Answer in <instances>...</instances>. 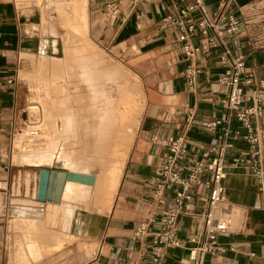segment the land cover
Masks as SVG:
<instances>
[{
    "label": "crops",
    "instance_id": "0c3cea01",
    "mask_svg": "<svg viewBox=\"0 0 264 264\" xmlns=\"http://www.w3.org/2000/svg\"><path fill=\"white\" fill-rule=\"evenodd\" d=\"M220 1L209 0V10L215 11ZM258 1L234 0L245 13ZM16 5L14 0H0V125L6 128L11 119L9 109L15 98L13 68L17 57L41 51L43 47H40L44 45L45 48L46 45L39 36L26 33L27 20L21 18ZM122 5V12L127 16L125 23L120 19L109 21L107 27L98 28V32L106 35L111 29L110 42L116 51L128 45L138 52L131 62L136 71L130 70L141 82L143 78L146 93L143 86V111L117 189H110L105 181L110 173L108 170L102 172L104 179L99 191V179L90 167L59 166L95 177L93 184L71 183L60 204L47 205L42 220L12 219L9 226L13 217L12 199L28 197L36 201V195L32 194L36 192L39 170L33 176L35 180L27 183L20 169L23 166L11 164L9 168L2 147L5 136L0 135V264H15V260L20 264H151L150 239H135L133 232L136 226L152 214L161 212L163 207L150 198L149 192L148 184L161 151L153 138L184 132L189 141L188 149L196 157L209 143L219 142V137L201 127L200 122L210 121L214 115L225 117L219 103L224 86L217 78L235 56L244 57L246 72L251 75L252 83L244 86V92L260 89L261 84L264 90V35H259L257 30L252 31L248 15L244 16L246 23L226 37V47L230 49L227 63L221 61L223 46L212 48L199 36L190 39L193 45L200 48L192 59L201 68L198 90L193 94L184 85L183 70L189 60L178 39L180 31L172 24L162 23L165 16L177 11L173 0H144L135 6ZM188 106L195 108V117L192 125L184 129L182 126ZM258 126L264 129V113ZM246 151V144H237V154L243 155ZM221 184L224 199L216 215L228 220V227L225 232L216 235L222 251L207 255L202 264H264V191L259 190L248 170H228ZM47 203L41 202L40 208L44 210ZM176 222L184 247L170 248L163 264H194L188 258L193 244L187 239L201 233L202 222L198 217L185 214H180ZM32 228V232L27 231ZM14 241L23 247L21 254L18 250L13 253ZM73 242L71 251L66 253V245ZM84 252L86 260L81 259ZM53 254V260L44 258Z\"/></svg>",
    "mask_w": 264,
    "mask_h": 264
},
{
    "label": "built area",
    "instance_id": "2783aa9c",
    "mask_svg": "<svg viewBox=\"0 0 264 264\" xmlns=\"http://www.w3.org/2000/svg\"><path fill=\"white\" fill-rule=\"evenodd\" d=\"M141 1L144 0H105L102 9L110 21L120 19L125 23L127 16L122 12V3L135 6ZM208 1L173 0L176 13L162 19L163 24H172L180 31L178 39L189 60L183 70L184 85L193 94L198 90L201 68L192 59L200 48L190 39L199 36L212 48L223 46L221 61L227 63L230 49L226 47V37L246 23L244 11L234 0H221L213 12ZM217 81L224 86L219 103L225 117L214 115L210 121H201L200 126L217 135L219 142L209 143L196 157L188 149L184 132L153 138L161 151L148 184L149 192L150 198L163 207L133 232L135 239H150L151 264H163L170 248L184 247L176 222L180 214L198 217L202 222L201 233L187 239L193 244L189 248V260L202 264L207 255L222 251L216 235L226 231L228 220L217 216L216 211L224 199L221 181L228 170H248L259 190L264 191V129L258 126L264 113L263 85L260 83L262 88L244 92V86L252 81L242 55L230 59V65ZM194 117L195 108L186 107L182 128L188 129ZM238 143L247 145L245 154L236 153Z\"/></svg>",
    "mask_w": 264,
    "mask_h": 264
},
{
    "label": "rangeland",
    "instance_id": "374dc122",
    "mask_svg": "<svg viewBox=\"0 0 264 264\" xmlns=\"http://www.w3.org/2000/svg\"><path fill=\"white\" fill-rule=\"evenodd\" d=\"M103 1L104 0H86V21H87L86 37L99 48L98 50L102 54V57H100V62H99L101 70L100 73L96 75L97 80L95 82V89L93 93L94 102H92V105L95 108H98V112L96 111L92 116L93 120L89 124V127L97 124L100 119H103L104 121L106 109L109 103H112L113 107L115 104L117 109V101H118L117 97L123 95L125 99L127 97V93L131 94L135 102L136 100H138V104L140 106L143 104L142 106L143 108L144 90L146 93V85L143 78H141L143 82L142 84L139 78L131 71V70H133L134 72L136 71L134 68L131 67V62L132 59L136 57L138 52L135 51L133 48H129L128 45L125 46L124 49L116 51L115 49L112 48L113 44H111L110 42V36L112 34L111 29H109V31L106 32V35L104 33L103 35H100L98 32L99 31L98 28H102L106 26V24L110 21V19H108L106 14L104 13V10H102L101 8L102 6L101 2ZM88 2H89V6H87ZM17 4L18 6L16 5V7L20 10V15L22 16L21 18H25L27 20L26 26L24 28L26 33L36 37L39 36L43 41H45L46 45L45 48L44 45L40 47V49L43 47L42 51H37V52L35 51L33 52V54L23 53L22 56H20V58H19L20 55L19 54L17 57L16 65L13 68L15 70L13 73L14 75L13 77L15 78V86H14L15 98L12 108L9 109V111L11 110V115H10L11 119L9 120L10 123L7 128L5 125H0V135L5 136V141L2 146L4 149L3 154L5 157V162L7 163V166L9 168H11L10 166L12 165L20 166L16 164L17 162H14V160H16V158L18 157H13V156L18 152V150L15 149L16 147L17 148L19 147V143H17L18 137L24 136L27 133L29 122L35 117L32 114V111L29 110V107L30 106L41 107L44 100H49L50 98H52V96H53L52 99L56 98L58 99L59 103H62L61 100L62 97L64 96L62 92L54 91L51 94L49 88L46 89V85L49 84L48 83L49 79L62 74L59 69L56 70L57 65L52 66V62L54 61L53 57L61 58L63 56V51H62L63 45L61 41L60 32L67 31L66 28H64V26L62 25V22L58 21L59 16L57 18H53L54 15L57 13L56 7L53 8L52 6H50V4L48 5L45 4L44 0H18ZM250 8L251 9L248 10L249 12L248 13L244 12V14L246 16L248 15L251 20L250 25H252L251 27L252 31L257 30L259 35H264V0H259L254 6H250ZM88 10H89V16H88ZM97 16H98V20L96 21ZM54 33L57 36H54ZM68 40L74 43L77 41V38L74 35H72ZM42 52L43 54H45L44 56L46 57V60L41 58L40 53ZM103 66L104 69L105 66L107 67L109 66L110 71L115 70V73H117L116 77H113L112 74L106 72L108 74L107 77L104 71L102 70ZM61 85H62L61 82L56 81L55 83L56 87H60ZM143 86H144V90H143ZM58 89L61 88H54V90H58ZM32 100H36V102L31 103ZM147 104L145 107V111L148 106ZM57 108H58V104L55 109L57 110ZM39 109L41 112V108ZM140 117L138 118V122ZM52 120L54 121L53 122L54 124L56 123L58 124V122L60 123L61 122L60 115H54ZM105 123L106 122L104 121L102 125H105ZM80 127L82 128L81 130L83 131L82 133L83 137H77V140L76 139L74 140V141H78L80 144L78 159L76 161L77 163L75 167L86 166V168L90 167L91 169H93L95 172V176L98 177L99 179L98 190L101 191L100 186L102 185L104 179V177H102V172L104 173L105 170L111 167L112 164L111 160H113V158L118 156L119 153L117 154L113 153L111 146L110 147L108 146L106 148L105 147L101 148L98 147L97 145L91 147L90 143L91 144L95 143V141L92 140V138L96 136L95 131L94 130L89 131L88 129L89 127L87 125L86 126L80 125ZM137 127L136 129H134L135 133ZM84 128L86 129V131L84 130ZM43 129H44L43 134L46 138V144L45 142L42 143L47 145L49 149L52 148L55 149V146H58L60 143H63L65 139L68 140V138H66V135L65 137H63V134L59 132V130L57 131L55 130L51 132L50 130L51 128H49L46 133L44 127ZM135 133L133 134L132 141L135 136ZM123 134H125V131L122 132V135ZM47 137L49 139H47ZM90 139L91 141L89 143ZM50 140L53 142L51 143ZM100 141H102L100 143H103V139ZM42 143L40 145H42ZM128 144L129 143L127 141L126 136L122 138V141L120 140V144H119L120 147L118 148V150L119 152L122 153V155L125 152L126 150L125 148H127ZM131 144L132 142L130 143V146ZM40 145L38 146L37 149H44ZM122 149L124 150V152ZM32 153H36V152H32ZM19 158L23 159L25 157H19ZM40 168L41 167L38 168L28 167V166L20 167L22 176L25 175L24 181L27 179L28 173L29 176L31 175V177L30 178L28 177L27 183H29V181H34L35 178L33 177V174L36 173ZM48 169H56V168H48ZM56 170H60V169H56ZM109 187L111 189V185H109ZM26 195H28L27 190H26ZM11 203L14 204L12 209H14V207L21 206V205H17L16 202H14V199H12ZM94 213L96 214L97 212ZM11 220L12 218H10L9 220V226ZM78 240L80 239L78 238ZM82 241L85 242V239H83ZM72 244H74V242L66 245V253H69L71 251L70 245ZM21 248L23 249L22 246H19L14 241L13 253H15L16 250H18L19 254H21L22 253ZM85 255H86L85 252L82 253V258H81L82 260H86ZM16 256L17 254L15 255V257ZM44 258L53 260L54 254L49 257L44 256ZM14 263L20 264L18 260H15ZM28 264H35V263L30 262Z\"/></svg>",
    "mask_w": 264,
    "mask_h": 264
},
{
    "label": "bare ground",
    "instance_id": "6f19581e",
    "mask_svg": "<svg viewBox=\"0 0 264 264\" xmlns=\"http://www.w3.org/2000/svg\"><path fill=\"white\" fill-rule=\"evenodd\" d=\"M14 1L16 3L18 2V0ZM44 1L45 4H50V6H52L53 8L56 7L57 13L53 18H57L59 16L58 21H61L64 28H66L67 30L65 32H60L63 45V56L61 58L53 57L54 61L52 62V66L57 65L56 70L59 69L62 74L49 79V84L46 85V89L49 88L51 94L54 91H59L62 92L64 96L61 100L62 103H59L58 99L56 98L52 99V96V98H50L49 100H44V102L42 101L43 103L41 107H29V110L32 111V114L35 117L29 122L27 133L24 136L18 137L17 139L19 147L15 148L18 150V152L14 156L18 158H16L14 162H17L18 165L21 164L20 166L37 168L41 167L40 169L43 170L42 175H39V171L37 174V180L41 181L40 197H43V193L45 191V182L47 179L46 168H56L68 171L69 175L64 184V189L60 200L61 203L68 185H70L71 183L76 185H92L94 181V178L91 175L74 173L71 172L70 169H66L65 167L60 168L59 166H67L68 168L69 165H76L80 144L78 141L74 140H77V137H83V131L81 130L82 128L80 127V125H87L89 127V124L93 120L92 116L96 111L98 112V108H95L92 105V102H94L93 93L95 89V82L97 80L96 75L100 73L101 70L99 62L102 54L98 50L99 48L86 37V0ZM72 35L77 38V41L74 43L68 40ZM54 36L57 35H55L54 33ZM40 55L42 59L46 60V57L44 56L45 54H43V52L40 53ZM108 67L105 66L104 69L103 66L102 70L104 71L105 75L108 77L107 73H109L112 74L113 77H116L117 73H115V70L110 71V67ZM56 81L61 82L62 85L60 87H56ZM54 88L61 89L54 90ZM117 98V109L119 110L116 109L115 104L114 107L112 103L108 104L104 117V121L106 122L105 125H102L104 121L103 119H100L97 124L92 125L88 128L89 131L94 130L96 133V136L92 138L95 143L91 144V139L89 140L91 147L96 145L101 148L111 146L113 153H119L118 156L111 160V167L107 169L108 171H110V173L108 172L109 175L107 177V182L109 185H111V188L113 187L115 191L121 177L122 168L127 152L129 150L130 143L132 142L133 134L135 133L134 129H136L139 123L138 118L140 117L143 109V104L140 106L138 104V100H136L135 102L131 94L127 93V97L125 99L123 95ZM33 102H36V100L31 101V103ZM57 104L58 108L56 110L55 108L57 107ZM39 108H41V112ZM54 115H60V123H53L54 121L52 120V118ZM43 127L45 128L46 133L49 128H51V132L59 130V132L63 134V137H65L66 135V138H68V140L65 139L63 143L55 146V149H49V147L45 145L46 138L43 134ZM84 130L86 131L85 128ZM123 131H125V134L122 135ZM125 136L127 137V141L129 144L127 148H125V152L122 149L124 152L122 155V153L119 152L118 148L120 147V140L122 141V138H124ZM47 139L49 138L47 137ZM99 139H103V143H100L102 141H100ZM42 142H45V144ZM52 142L53 141H51V143ZM41 143L42 145H40ZM39 145L44 149H37ZM19 157L25 158L20 159ZM33 176H36V173H34ZM28 177L29 173L27 174L26 182H28ZM78 190V192L80 193V189ZM36 192H38V182L36 186ZM36 192L33 195H36ZM71 194L73 195L72 192ZM14 202H16L17 205L21 206L14 207V209L11 210V213L13 214L12 219L21 220H42L44 218L45 210L48 204H60L48 202L45 205V209L43 210L40 208V206H42L41 202L37 200L14 199ZM32 230L34 229H28L27 231L32 232ZM25 244L27 245V242Z\"/></svg>",
    "mask_w": 264,
    "mask_h": 264
},
{
    "label": "water",
    "instance_id": "95a60500",
    "mask_svg": "<svg viewBox=\"0 0 264 264\" xmlns=\"http://www.w3.org/2000/svg\"><path fill=\"white\" fill-rule=\"evenodd\" d=\"M42 169L39 170V175H42ZM47 179L45 182V191L43 197H40V186L41 181H38V192L36 194V200L40 202L48 201L53 203H59L61 200V195L64 189V184L68 178V171L66 170H56L48 169Z\"/></svg>",
    "mask_w": 264,
    "mask_h": 264
}]
</instances>
